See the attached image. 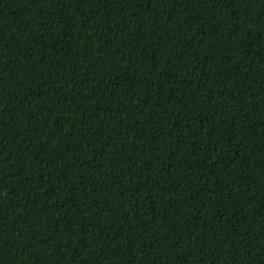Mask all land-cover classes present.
<instances>
[{
    "label": "trees",
    "instance_id": "16d2710c",
    "mask_svg": "<svg viewBox=\"0 0 264 264\" xmlns=\"http://www.w3.org/2000/svg\"><path fill=\"white\" fill-rule=\"evenodd\" d=\"M0 264H264V0H0Z\"/></svg>",
    "mask_w": 264,
    "mask_h": 264
}]
</instances>
